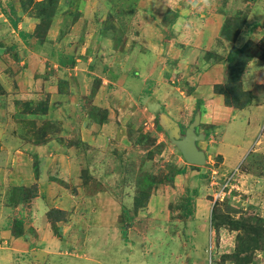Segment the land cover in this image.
I'll list each match as a JSON object with an SVG mask.
<instances>
[{
	"label": "rangeland",
	"instance_id": "374dc122",
	"mask_svg": "<svg viewBox=\"0 0 264 264\" xmlns=\"http://www.w3.org/2000/svg\"><path fill=\"white\" fill-rule=\"evenodd\" d=\"M4 1L8 9L14 2ZM13 4L11 13L18 24L34 33L28 42L36 46L37 54L25 55L21 48L23 57L16 62L11 51L12 70L0 73L5 97L10 98L9 113L15 108L30 113L31 108L51 107L32 118L44 117L39 128L54 121L57 130L42 144L31 140L30 145L14 141L2 145L0 264H241L232 257L242 244L236 240L239 231L215 227L211 214L214 209L224 220L241 215L264 219V144L257 143L264 139V93L262 106L254 102L236 111L230 123L198 127L207 134L199 143L207 162L199 168L188 164L158 128V116L165 111L186 129L206 94L214 90L209 82L214 77L208 71L211 62L249 39L264 49V0H211V6L202 0H178L174 7L167 0H59L39 20L37 7L24 9L18 0ZM180 9L186 10L184 15L197 14L188 24L182 16L184 30L172 27ZM1 10L0 39L15 47L17 40L28 43L17 35L20 30L4 27L10 20ZM200 13L210 17H199ZM228 17L245 21L234 42L221 39L222 29L213 32ZM45 20L48 25L43 27ZM107 23L113 26L108 33L124 34L128 40L117 42L116 53L114 40L100 38ZM37 27L38 33L44 32L41 38L38 33L34 37ZM198 52L206 57L198 59ZM210 52L221 57L209 58ZM69 57L81 59L73 70L62 64ZM161 68L164 74L157 80ZM263 70L264 58L255 57L243 73L244 87L254 94L264 89L255 87L263 85L257 84L264 81ZM221 71L213 80L224 81ZM93 107L101 109L94 119L88 115ZM5 118L0 114L8 126ZM8 120L11 126L5 129L14 132L18 120ZM53 175L57 179H51ZM42 179L79 198L55 224L49 218L50 205L62 202L63 194L57 185L53 195L41 194ZM149 180L147 204L136 208L135 198ZM226 184L225 196L219 197ZM19 187L23 192L15 191ZM34 190L37 193L28 201L17 202ZM102 214L108 216L106 226L96 225ZM19 219L23 231L16 237ZM55 225L60 235L54 232ZM259 243L255 252L242 249L249 264H264Z\"/></svg>",
	"mask_w": 264,
	"mask_h": 264
},
{
	"label": "trees",
	"instance_id": "16d2710c",
	"mask_svg": "<svg viewBox=\"0 0 264 264\" xmlns=\"http://www.w3.org/2000/svg\"><path fill=\"white\" fill-rule=\"evenodd\" d=\"M22 4V6L24 7V9H30V8H34L37 7L39 12L36 15V19L39 20V18H43V15H45L46 13L48 14L50 10L54 9L56 7V5L59 3V0H19ZM14 2L10 1L9 5V9L6 8L3 4V2L0 0V6H2V9L6 15V17L10 20V25L14 26V27H18V19L14 18V14L11 13L13 7H14ZM176 18V15L174 17V19ZM174 19H172V21H174ZM244 19L242 20H238V19H234V21H232L229 17L225 19L223 27H222V39H225L227 41H231L234 42L237 39L238 34L244 29ZM40 24V23H39ZM110 24V25H109ZM107 23L106 25V29L103 30V32H101V36L100 38H111L112 40H114L113 47L114 48H118L117 44L119 43V41L124 38V34H111L108 33L107 31L111 28H113V26L111 25V23ZM47 24V20H45L44 24L42 25L43 27H45ZM36 30V31H35ZM35 35L34 37H37V33L39 30V27H37L35 29ZM22 38L28 42V40L30 39L29 37H33L32 34L34 33H27L25 31H21L20 32ZM44 32H39L38 36L39 38L43 37ZM45 41L42 40L41 43ZM106 42V41H104ZM118 42V43H117ZM29 43V42H28ZM31 43V42H30ZM122 43V42H121ZM4 44L2 42V40L0 41V45ZM10 49H15V45L9 46ZM5 52L6 51L5 49ZM264 49L261 47V45L257 44L256 42H254L252 39H249L243 46L241 47H237L236 45H232L231 49L227 52L226 56L223 59H218L214 62H223L225 63V78L223 82L220 83H216L214 86V90L217 93H220L224 96L225 99V103L228 106H233L234 108L237 109H245L248 106H250L253 103V98H254V94L252 92V90L246 89L244 87L243 84V73L245 71V68L247 67V65L249 64L250 61H252L255 57H263V53ZM13 55L15 54L14 50H12ZM208 57L211 58V56H215V58H219L221 57L218 53H207ZM15 56V55H14ZM15 59L19 60V56L16 55ZM64 61H62V64L65 66H68V64H71L72 67L74 66V60H69L64 58ZM192 92L194 91V89L191 90ZM44 107V106H43ZM42 108V107H41ZM30 109V107H29ZM28 109V111H29ZM51 107H44L42 109V111H40L39 109H32L34 111V114L36 115H40L41 114H46L48 111H50ZM96 110L100 111L101 109H95L94 107L91 108V111H89L88 115L90 116V118L94 119V117H97V114H95ZM36 117V118H32V119H28V121L30 120V122L27 124V126H29V132L30 135L32 137H34L33 141L36 144H42L44 142V140L47 139V136L50 133H53L57 130V126L54 123V121L51 120H47L44 122V124L39 128L38 126L36 127V125L38 124V121L44 117ZM103 120V119H102ZM27 121V122H28ZM98 122V121H97ZM158 128H160L161 130H163L161 128V126L158 124ZM37 129V130H36ZM195 168H199V166H195L192 165ZM179 173H183V170L178 171ZM167 179H171V177L169 175H167ZM151 185L152 182L146 181L142 184L141 190H140V195L137 196L135 198V203H136V208H138L139 206H144L147 204L148 198L150 197V192H151ZM35 188V187H34ZM15 191L18 192H23L24 188L23 187H19V188H14ZM37 193V190H34L32 193H29L28 197H19V200L17 201L18 203H24L26 201H28V199L32 198L34 196V194ZM193 196L195 194H197V190H193L192 192ZM217 206V201L214 203V208ZM192 212V210L189 211V213ZM65 210L57 208V207H52L49 211V218L51 221V223L55 224L57 223V221L61 220L62 218H64V214H65ZM212 224L215 227H220L221 225H226L228 227L229 230H237L239 231V233L237 234L236 240H239L242 244L239 245L237 252L235 253V255H232V257H234L235 260L238 261V263L241 264H249V259L248 256L244 257L245 255H242L243 250H251L252 248L254 249V252L256 251V242H259L258 245V249L261 251H264V219L262 218H257V217H244L243 215H241L242 217H239L237 219H233L231 217L228 216V218L226 220H224L223 218H220L219 214L216 213V211L213 209L212 211ZM16 229L14 230V236L16 237H20L22 235V220L19 219L17 220V225H16ZM59 227L58 225H55L54 227V232L56 233V235H60V231H59ZM238 244V243H237ZM243 249V250H242ZM253 252V253H254ZM212 263V262H211Z\"/></svg>",
	"mask_w": 264,
	"mask_h": 264
},
{
	"label": "crops",
	"instance_id": "0c3cea01",
	"mask_svg": "<svg viewBox=\"0 0 264 264\" xmlns=\"http://www.w3.org/2000/svg\"><path fill=\"white\" fill-rule=\"evenodd\" d=\"M2 2H3V4L5 3V1L4 0H1ZM14 1V3L16 4V1L17 0H13ZM19 1V0H18ZM8 2V1H7ZM5 6V5H4ZM0 8L2 9V6H0ZM182 9V8H181ZM179 10V13H178V17H176V20H175V22H174V24H172V27L174 26V28H177V30H179V28H181V30H184V27L182 26V23L184 22L183 20H184V18L182 17V16H184L185 18H187V24L188 23H194V15H197V14H195V13H191V14H187V15H184V14H186L185 12H186V10L185 9H183V10ZM2 12L1 13H4V11H3V9L1 10ZM214 14H215V11L213 12ZM5 14V13H4ZM199 17H203V18H209L210 17V15H208L207 16V13H200V16ZM213 17L214 16H211V19H213ZM7 18V17H6ZM8 19V18H7ZM33 19V18H32ZM211 19H210V22H211ZM207 22H208V20H207ZM23 23V22H22ZM212 23V22H211ZM24 24V23H23ZM212 24H215V22H214V20H213V23ZM223 24H224V22L223 23H221L220 25H217V27H218V29H216L215 30V28H214V30H213V32L215 31H221V29H222V27H223ZM175 25H178V26H175ZM6 26H11L10 25V23H9V25H7V24H4V27H6ZM3 27V28H4ZM1 28V27H0ZM18 28V29H17ZM14 27V26H11V29H12V31H16V30H20L19 32H21L22 30L23 31H25V32H27V33H32V30H30V29H23L22 28V25H20V24H18V27ZM165 29V32H166V30H168V29H166V27H164ZM178 33V32H177ZM185 33V32H184ZM18 36H20V33L19 34H17ZM193 35V34H192ZM1 36L2 35H0V38H1ZM222 39V38H221ZM2 39H0V41H1ZM188 40V39H187ZM189 41V40H188ZM2 42L4 43V44H1L0 45V73H1V71H9V72H11L10 70H12L11 69V63L10 64H8V58H9V56L11 55V51L13 50V48L12 49H10L9 48V46H12L13 47V45H14V43H12V42H7L6 40H2ZM128 42V40L127 41H125V38H124V40H123V42L122 43H127ZM185 42H187V41H185ZM106 43V42H105ZM189 42H187V44H188ZM185 43H183V45H184ZM21 48H23V50H24V53H25V55H28L29 54V52L32 54V57H33V55L34 54H37V52L35 51V48H36V46L35 45H33L32 43H25V44H23L22 42H20V41H18L17 40V42H16V48L14 49L15 51V56L16 55H18L19 56V60H17V59H15V61L17 62H19L21 59L20 58H22L23 57V55H21V52H20V49ZM119 48V47H118ZM5 49H6V51H8V52H5ZM115 49L116 48H113V51H112V53H116L115 52ZM207 50V49H206ZM19 51V52H18ZM11 52V53H10ZM203 52V51H202ZM131 53V52H130ZM219 53V52H218ZM171 54V53H170ZM213 54V53H212ZM215 54V53H214ZM14 56V57H15ZM31 56V55H30ZM29 56V57H30ZM37 56V55H36ZM177 56H178V54H177ZM111 57H114L113 55L111 56ZM198 59L199 58H204V57H206L205 55H202L200 52H198ZM178 58V57H177ZM66 59H68L69 60V62H70V60H74V66L72 67V65L71 64H68V66H70L71 67V70H73V69H75L76 67V65H78V62H80L81 61V59H77V60H75L74 58L73 59H71V57H69V58H66ZM90 60H92V59H90ZM4 61H6L7 62V66H5L6 65V63L4 62ZM247 66H249V64L247 65ZM12 67H13V65H12ZM75 67V68H74ZM202 67H203V65H201V64H199L198 63V65H197V68H200L199 70H201L202 69ZM221 70H223L224 72H225V63H223V62H214V61H212L211 62V64L209 65V67H208V71H210V74H212L214 77H213V79L214 78H216V77H221V73H222V71ZM6 71V72H7ZM180 72H182L181 70H180ZM263 73H264V70L262 71ZM163 74H164V70L161 68L160 69V71H159V73H158V75H157V80H159V79H162V77H163ZM182 74V73H181ZM168 75V74H167ZM12 76H13V74H12ZM71 76H73V74L71 75ZM224 77V74H222V78ZM243 78V77H242ZM66 79H68L67 77H66ZM211 80V81H209L210 83L213 81V85H215L216 83H220V82H222L221 80H218V79H215V80ZM263 84V85H257V86H255V87H257L258 88V86H263L264 87V81L262 80V82H258L257 84ZM15 84L17 85V83L15 82ZM211 88V87H210ZM213 88H214V86H213ZM199 89V88H198ZM250 90H252L251 88H250ZM196 91H197V89H196ZM211 93L208 95V94H206V96H205V99H206V101L205 102H203V105L202 106H200V108H199V110H201V124H200V127H202V128H205L206 126L207 127H217V126H219V124L220 123H223V122H226V123H230L231 122V120H232V117L235 115V116H237L236 115V111H240V109H237V108H234L233 106H228L226 103H225V99H224V96L222 95V94H220V93H217L216 91H214V90H212L211 89ZM252 92H253V90H252ZM7 93V90H6V87L4 88L3 87V83H1L0 82V102L2 101V106H1V103H0V114H2V115H4V117H6L5 118V120L6 121H8V126H11L10 125V123H11V121H9L8 119L9 118H11V117H13V118H15L16 120H18V121H15V123H17V127H15V130H14V132H12L11 130L10 131H7L5 128H6V126H7V124H4V120H0V132H2V130L4 129V131H6V133H7V135L6 134H3V132H2V135H5L4 136V140L2 139V138H0V150L2 149V145H6V144H8V143H10V142H12V141H14V142H16V143H18L19 144V142L21 143V145H30L31 143H32V141L31 140H33V137L30 135V132H29V128H27V124H25V123H22L23 122V120H28V119H32V117L34 116V115H36V114H34V111L33 110H29L30 111V113L29 112H27V113H22L21 112V109H20V111H17L16 110V108H15V111L16 112H14V113H12V114H10L9 113V111H11L10 109H8V107H9V105H10V98L9 97H5V94ZM264 93V89H258V91H257V94H254V98H253V103L252 104H254V102L256 103H259L258 105L259 106H262V103H263V94ZM8 95V94H7ZM16 95V94H15ZM193 95V94H192ZM260 96V97H256V96ZM196 96H197V92H196ZM207 97V98H206ZM14 98V97H13ZM16 98H17V95H16ZM208 98H213L212 100H208ZM19 101V100H18ZM25 102V101H24ZM196 102H197V100H196ZM21 106H22V104H23V102L22 103H19ZM251 104V105H252ZM250 105V106H251ZM21 106H19V107H21ZM57 107L59 106V104H57L56 105ZM203 107V108H202ZM249 107V106H248ZM202 109H203V111H202ZM50 112V111H49ZM165 112V111H164ZM8 113V114H7ZM167 113V112H166ZM191 115V112H188V116H190ZM187 116V117H188ZM30 117V118H29ZM8 118V119H7ZM13 121V122H14ZM14 123V124H15ZM180 124H181V122H179ZM190 124V123H189ZM7 126V127H8ZM188 127V126H187ZM201 131L203 132V131H205V130H203V129H201ZM27 133V140L24 138V133ZM200 132V131H199ZM10 135V136H9ZM9 136V137H8ZM213 137H216V135H213ZM217 137H219V135H217ZM216 137V138H217ZM207 138V137H206ZM53 140V139H52ZM206 140V139H205ZM30 142V143H29ZM258 144H260V147L262 146V144H264V139L263 140H259L258 142H257ZM38 146H44V145H38ZM54 146H56V145H54ZM221 153V152H220ZM222 154V153H221ZM44 160V159H43ZM43 160H41V161H43ZM226 161V160H225ZM72 170V172H73V169H71ZM1 174V173H0ZM51 179H57V177H56V175H53V177H51ZM59 179H61V177L59 178ZM49 181L50 180H43L42 179V183H38L39 185H38V188H39V192L41 193V194H43V193H45V192H47V194H51V195H53V193L56 191V185L59 187V194H63V201L62 202H60L58 205L56 204L57 203V201H56V203L54 202L52 205H50V208H52V207H57V208H60V209H63V210H66V208L68 207V206H71V202L72 201H77V200H79V198H75L74 196H72V197H69L70 195L69 194H67L66 192H65V190L64 189H67V188H65V187H60V184L58 185V184H56V182H54V184L52 185V186H50L48 183H49ZM57 181V180H56ZM67 182V181H66ZM62 186V185H61ZM49 187H52V190H50V188ZM54 188V189H53ZM44 189H45V191H44ZM44 191V192H43ZM65 197H66V200H65ZM91 196H90V199L89 200H91ZM64 201L65 202H67L68 201V204H65L64 203ZM78 202V201H77ZM92 204H96V203H92ZM100 215V214H99ZM22 218V217H21ZM107 218H108V216L107 215H105L104 216V214H102L101 215V217H99V219H97L96 218V220H98V221H100V222H98V221H96L97 222V224L96 225H99V226H106V224H107ZM19 239V238H18Z\"/></svg>",
	"mask_w": 264,
	"mask_h": 264
},
{
	"label": "water",
	"instance_id": "95a60500",
	"mask_svg": "<svg viewBox=\"0 0 264 264\" xmlns=\"http://www.w3.org/2000/svg\"><path fill=\"white\" fill-rule=\"evenodd\" d=\"M201 116V110H198L185 130L168 113L162 112L158 116L159 125L167 133L169 141L177 147L188 164L195 166H203L207 162L206 151L199 145L201 141H205L207 134L205 131H197Z\"/></svg>",
	"mask_w": 264,
	"mask_h": 264
},
{
	"label": "clouds",
	"instance_id": "9594fccd",
	"mask_svg": "<svg viewBox=\"0 0 264 264\" xmlns=\"http://www.w3.org/2000/svg\"><path fill=\"white\" fill-rule=\"evenodd\" d=\"M169 6L174 7L177 3L178 0H167ZM204 6H211V0H202ZM196 4H193V7H195Z\"/></svg>",
	"mask_w": 264,
	"mask_h": 264
},
{
	"label": "built area",
	"instance_id": "2783aa9c",
	"mask_svg": "<svg viewBox=\"0 0 264 264\" xmlns=\"http://www.w3.org/2000/svg\"><path fill=\"white\" fill-rule=\"evenodd\" d=\"M228 187V184H226L224 187L221 188L220 192H219V197H224L226 194V188ZM222 195V196H221ZM222 197V198H223Z\"/></svg>",
	"mask_w": 264,
	"mask_h": 264
},
{
	"label": "flooded vegetation",
	"instance_id": "af4514ba",
	"mask_svg": "<svg viewBox=\"0 0 264 264\" xmlns=\"http://www.w3.org/2000/svg\"><path fill=\"white\" fill-rule=\"evenodd\" d=\"M181 126H182V129H183V130H185V128L183 127V125H182V124H181ZM198 132H199V131H198Z\"/></svg>",
	"mask_w": 264,
	"mask_h": 264
}]
</instances>
